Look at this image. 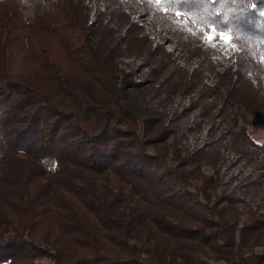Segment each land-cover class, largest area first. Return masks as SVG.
I'll list each match as a JSON object with an SVG mask.
<instances>
[{
	"label": "trees",
	"instance_id": "obj_1",
	"mask_svg": "<svg viewBox=\"0 0 264 264\" xmlns=\"http://www.w3.org/2000/svg\"><path fill=\"white\" fill-rule=\"evenodd\" d=\"M155 1L205 32L210 19L229 21L239 50L227 59L206 44L196 50L221 86L244 77L251 97L231 107L260 119L264 0ZM82 3L0 0V264H264V218L218 192V175L202 169L208 156L158 145L169 134L138 115L132 90L144 88L118 63L141 56L154 83L164 78L149 87L157 94L196 92L201 80L173 68L122 9L117 34L102 17L89 23Z\"/></svg>",
	"mask_w": 264,
	"mask_h": 264
},
{
	"label": "rangeland",
	"instance_id": "obj_2",
	"mask_svg": "<svg viewBox=\"0 0 264 264\" xmlns=\"http://www.w3.org/2000/svg\"><path fill=\"white\" fill-rule=\"evenodd\" d=\"M81 1L88 10L89 23L95 21L97 16L102 17L103 24H109L117 30V34L119 30L115 23V11L122 9L131 21L142 26V34L148 36L152 47L162 46L170 54L173 68L185 72L188 80H201L196 92L182 93L174 88L169 92L161 90L157 94L149 87L153 84L154 88L161 89L164 78L154 83L153 66L143 65L144 59L141 56L122 57L118 63V68L125 73L134 72L133 83L144 88L141 93L132 90V105L138 115L161 122L162 128L169 134L158 145L174 143L184 156H208L211 161L208 165L204 162L202 169L206 174L218 175V192L249 203L264 218V153L256 146L264 142V123L258 121L264 119V114L260 119H255L249 113H244L242 105L233 109V98L239 97L247 102L252 89L246 86L244 77L240 75L238 80L243 83L235 85V88L221 86L219 75L209 69L205 53L196 50L198 43L206 44L213 47L219 57L227 59L233 51L241 48L239 41L233 37L225 42L218 32L203 31L184 14L165 12L157 6L155 0ZM124 32L125 28L120 31L121 35ZM209 34L213 35L211 40L206 38ZM224 82L228 85L231 83L229 79ZM218 85V92L212 91ZM258 87L264 90V84ZM201 89L206 92L205 99L199 96ZM233 119H239V126L245 127L244 137L240 132L238 136L233 134L238 131ZM206 159L204 157V161ZM53 166L52 161L46 163L47 168Z\"/></svg>",
	"mask_w": 264,
	"mask_h": 264
},
{
	"label": "snow or ice",
	"instance_id": "obj_3",
	"mask_svg": "<svg viewBox=\"0 0 264 264\" xmlns=\"http://www.w3.org/2000/svg\"><path fill=\"white\" fill-rule=\"evenodd\" d=\"M213 3L216 2V0H212ZM255 3H258V0H255ZM253 11H256V7H255V4H254V7L252 9ZM259 14L261 16H264V11H260ZM177 15H180V11L178 10L177 11ZM216 15L218 16H222L223 13H217ZM231 17V14H229V19ZM223 24H224V28H229V31L227 32V34L225 33V30L224 28H221L219 27V25L217 23H215L213 20H209L208 22V30L211 32V33H216L218 32L219 33V36L222 40H224L225 42H228L230 41L231 39H233L234 35H235V29L234 28H231L230 25H229V21L228 20H225L223 21ZM207 39L211 40L213 38V35L212 34H209L207 35L206 37ZM262 59H264V57H262Z\"/></svg>",
	"mask_w": 264,
	"mask_h": 264
}]
</instances>
